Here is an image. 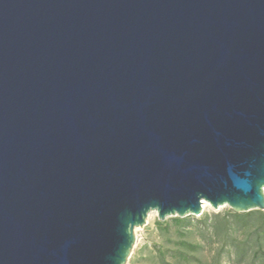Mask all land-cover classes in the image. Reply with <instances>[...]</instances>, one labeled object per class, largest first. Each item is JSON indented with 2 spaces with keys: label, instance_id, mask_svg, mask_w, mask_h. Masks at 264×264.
Masks as SVG:
<instances>
[{
  "label": "water",
  "instance_id": "95a60500",
  "mask_svg": "<svg viewBox=\"0 0 264 264\" xmlns=\"http://www.w3.org/2000/svg\"><path fill=\"white\" fill-rule=\"evenodd\" d=\"M203 203L264 210V0H0V264H126Z\"/></svg>",
  "mask_w": 264,
  "mask_h": 264
},
{
  "label": "rangeland",
  "instance_id": "374dc122",
  "mask_svg": "<svg viewBox=\"0 0 264 264\" xmlns=\"http://www.w3.org/2000/svg\"><path fill=\"white\" fill-rule=\"evenodd\" d=\"M228 209L205 204L201 214L217 213L215 225L210 221L204 226L196 220L201 214L192 215L184 229L171 222L173 216L160 220L150 211L145 223L134 229L135 241L126 264H264V216L254 214L244 225H236ZM157 221L163 223L159 226ZM256 236H260L262 251L254 254ZM186 242L193 243L195 250H184Z\"/></svg>",
  "mask_w": 264,
  "mask_h": 264
},
{
  "label": "trees",
  "instance_id": "16d2710c",
  "mask_svg": "<svg viewBox=\"0 0 264 264\" xmlns=\"http://www.w3.org/2000/svg\"><path fill=\"white\" fill-rule=\"evenodd\" d=\"M227 214H229L232 217V220L236 225H244L248 221V219L254 214H258L259 216H264V210L254 209L246 212H235L232 209H228ZM217 216H218L217 213H212V214L205 213V214H201V217L196 218V220L202 222L204 226H207L210 221L212 225L213 224L215 225L216 223L215 218ZM193 218L194 217L192 215H187L184 217L173 216L170 218V220L177 228L184 229L191 224V220ZM156 223L160 226L163 222L157 221ZM223 226H225V223H223ZM255 244H256V250L254 251V254L262 251V243L260 241V236H256ZM195 248L196 247L193 243L186 242L183 245V249L186 251H194ZM182 256H186V253L183 252ZM162 263L165 264V262Z\"/></svg>",
  "mask_w": 264,
  "mask_h": 264
},
{
  "label": "bare ground",
  "instance_id": "6f19581e",
  "mask_svg": "<svg viewBox=\"0 0 264 264\" xmlns=\"http://www.w3.org/2000/svg\"><path fill=\"white\" fill-rule=\"evenodd\" d=\"M205 204H206V203H203V207H204Z\"/></svg>",
  "mask_w": 264,
  "mask_h": 264
}]
</instances>
